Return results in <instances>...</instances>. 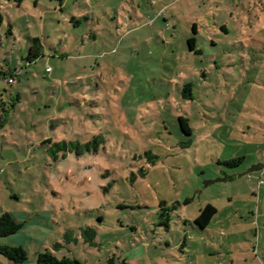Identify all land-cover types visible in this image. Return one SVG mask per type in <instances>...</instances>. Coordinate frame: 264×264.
Returning a JSON list of instances; mask_svg holds the SVG:
<instances>
[{"label": "rangeland", "instance_id": "obj_1", "mask_svg": "<svg viewBox=\"0 0 264 264\" xmlns=\"http://www.w3.org/2000/svg\"><path fill=\"white\" fill-rule=\"evenodd\" d=\"M0 15V216L23 224L0 246L23 264H264V0H0Z\"/></svg>", "mask_w": 264, "mask_h": 264}, {"label": "trees", "instance_id": "obj_2", "mask_svg": "<svg viewBox=\"0 0 264 264\" xmlns=\"http://www.w3.org/2000/svg\"><path fill=\"white\" fill-rule=\"evenodd\" d=\"M16 2L20 5V0H16ZM74 20V19H72ZM78 21V20H76ZM2 22V16L0 15V26ZM192 32L196 33V27L193 25ZM10 33V29H9ZM11 34V33H10ZM187 45L189 50L195 51V40L194 38H189L187 40ZM41 55V44L38 38H31L29 51H28V62H33ZM184 92H191V85L186 84L182 90V96L185 97ZM181 130L186 134H190V130L188 125L186 124V120L180 119ZM241 162V159L231 160L230 162L225 163L227 166H236ZM216 214V209L211 205L204 206L200 211L195 220V223L200 227L204 228L208 225V223L212 220L214 215ZM23 228V224L17 222L14 217L9 213H3L0 216V238H5L16 234L21 231ZM0 254L5 256L9 261L14 264H23L27 260V254L23 250L22 247H13V246H0ZM112 261L109 260V264ZM36 264H81L76 260H71L67 257H63L61 259H57L50 251L45 250L43 252H39L36 255Z\"/></svg>", "mask_w": 264, "mask_h": 264}, {"label": "crops", "instance_id": "obj_3", "mask_svg": "<svg viewBox=\"0 0 264 264\" xmlns=\"http://www.w3.org/2000/svg\"><path fill=\"white\" fill-rule=\"evenodd\" d=\"M206 205H211L212 207H213V205L212 204H209V203H207V204H205L204 206H206ZM215 208V207H214ZM216 212H217V210H216ZM40 251H37V253L36 254H38Z\"/></svg>", "mask_w": 264, "mask_h": 264}, {"label": "built area", "instance_id": "obj_4", "mask_svg": "<svg viewBox=\"0 0 264 264\" xmlns=\"http://www.w3.org/2000/svg\"><path fill=\"white\" fill-rule=\"evenodd\" d=\"M7 80H8L9 82H12L11 78H8Z\"/></svg>", "mask_w": 264, "mask_h": 264}]
</instances>
